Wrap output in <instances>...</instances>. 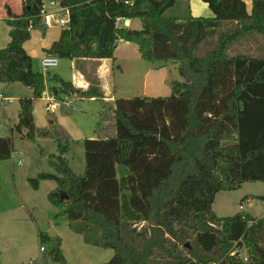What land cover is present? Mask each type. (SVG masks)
Returning <instances> with one entry per match:
<instances>
[{"label":"trees","instance_id":"16d2710c","mask_svg":"<svg viewBox=\"0 0 264 264\" xmlns=\"http://www.w3.org/2000/svg\"><path fill=\"white\" fill-rule=\"evenodd\" d=\"M203 1L213 15H166L177 0H60L72 17L92 7L101 34L76 16L46 54L70 58L85 73L83 59L113 52L123 39L137 44L154 67L177 63L182 78L172 81L169 96L114 101L105 99L100 80L89 74L86 89L72 86L68 96L102 103L98 136L83 139V175L65 157L69 135L57 119L49 115L42 129L35 124L33 100L42 97L45 77L34 70L24 43L34 28L45 27L44 1L23 0L19 13L5 5L10 40L0 48V82H20L33 89V97L20 100L18 122L10 135L0 136V160L14 152V130L27 139L56 140L58 154L50 161L55 172L29 182L38 189L42 180L56 181L48 199L62 208L73 230L114 250L103 264H264V217L219 216L213 208L220 191L264 182V54H253L260 45L249 44L264 40V0H254L251 13L244 0ZM119 18H140L142 28L117 27ZM101 28L108 30L105 44ZM60 90L53 87L54 96ZM219 160L237 166L219 168ZM257 198L264 201V194ZM39 243L47 260L67 264L61 237L40 231Z\"/></svg>","mask_w":264,"mask_h":264},{"label":"rangeland","instance_id":"374dc122","mask_svg":"<svg viewBox=\"0 0 264 264\" xmlns=\"http://www.w3.org/2000/svg\"><path fill=\"white\" fill-rule=\"evenodd\" d=\"M15 1L11 0V2ZM51 1H55L56 4H52ZM59 3L60 0H44V12H48L47 15H49V12L54 11L53 9L59 10ZM67 13L62 11L59 16V18L65 16L67 19L64 25L59 24L56 28H34L30 39L26 41V46L33 58L34 70L45 77V90L42 97L33 100L36 127L39 129L47 127L49 115L57 119L69 135L70 148L65 157L77 175H83L86 168L83 139L98 136L95 129L102 103L95 98L81 99L74 95L68 96L61 90L57 98L53 96L52 89L62 86L63 82H71L72 86L86 89L90 83L88 74L100 80L99 85L102 87L100 61L90 59L92 64L87 67L86 74L83 73V75L76 70L70 58H58V64L48 70L41 65V60L45 57L44 48L58 40L62 28L75 25L76 16L79 23L83 20L82 16H78L79 13L73 17L72 15L69 17ZM131 21L135 28H142L140 18H132ZM77 27L79 33H82L80 26ZM108 30L110 32L109 27ZM108 30L104 28L102 32L103 28H101V32L104 33L103 42L102 40L101 42L104 44L107 42L104 39L108 38ZM8 42L9 24L7 20L0 19V48L6 47ZM133 45L120 42L117 47L118 52H114L120 57L116 61L109 50H106L102 56V59L106 58L108 62H112L108 71L109 74L112 73L108 74L110 78L106 82L114 91V96L171 95L172 81L182 79L178 64L171 61L164 66L154 67L149 61L141 58L137 51L132 55ZM254 48L252 51L247 47L238 49L249 50L253 54H264V43ZM56 76L60 79H55ZM84 81L87 86L80 85V83L84 84ZM26 97H33L31 87L20 82H0V136L11 134V128L18 122L20 100ZM12 134L14 152L9 159L0 160V224L10 222L15 228L10 230L8 235L10 238L6 243L0 241L2 264H27L32 260L37 261V264H45L46 261L49 264H59L47 260L46 251L40 249V231L61 237V247L67 264H103L111 259L114 254L113 249L87 242L83 233L73 230L69 217L61 214L62 208L49 201V192L57 186L55 180H42L38 189H34L29 182V178L37 177L42 172H55L50 161L54 155L58 154L56 140L38 136L35 139H27L16 130ZM262 194H264V182H245L237 190L220 191L216 196L214 209L222 216L232 215L239 210L240 202H242L245 208L244 213L264 217V201L257 198ZM79 223L81 225L82 222ZM240 252L245 258L246 250L243 249Z\"/></svg>","mask_w":264,"mask_h":264},{"label":"crops","instance_id":"0c3cea01","mask_svg":"<svg viewBox=\"0 0 264 264\" xmlns=\"http://www.w3.org/2000/svg\"><path fill=\"white\" fill-rule=\"evenodd\" d=\"M244 1L246 3L247 11L249 13H251L254 0H244ZM6 4H9L11 6V8L13 9V11H15L17 13L22 11L23 0H16L15 2H11V0H0V19H5L6 20V8H5ZM95 7H98V6H95ZM88 9L90 11H88ZM53 10L54 11H51L49 15L44 16L45 17V27L44 28H56L60 24L59 23L60 18H63V17L65 18V16H61L59 18V16L62 13V11H66V10H60V9L59 10L53 9ZM66 12H68L67 15H69V17H71L72 14H70L69 10L66 11ZM78 13L80 14V16L83 17V19L85 20L86 24L89 26V27H86V28H90L91 27V28H93V30H95V32L98 31V33H99L98 25L102 24V21H99L98 17L95 16V11L92 9V7L80 10ZM167 13H169V14H167ZM166 15H168V16H178V17L184 18V17H187L189 15L190 16H211V15H213V12L211 11L209 5L206 2H204L203 0H177V3L175 4V6H173L172 8H170V9H168L166 11ZM69 17H67V18H69ZM131 19L132 18H119L117 20V22H116V25H117V27L127 28V29H129V31L134 30V29H138V28H135L134 26H132L133 23H132ZM9 30H10V27H9ZM99 34H101V33H99ZM9 40H10V37H9ZM258 41L259 42H256L253 39V40L249 41V44L250 45H253V44L260 45L261 43H264V40L261 41L260 37H259ZM120 42H124L127 45L134 44L133 45V49H132L133 50L132 51V55H134V52H136V51L140 54L137 44H135L133 42L126 41V40H123V39H120L117 42V45H116L115 49L112 52V56H113V59H115V61L120 59L119 54L118 55L114 54V52L115 53L118 52L117 51V47L119 46ZM26 43L27 42L24 43V47L27 50ZM49 47H47V48H49ZM45 49L46 48H44V51H45ZM27 52H28V50H27ZM45 55H46V52H45ZM140 57H141V54H140ZM96 59H98L100 61V63H99V71H100V79H101V82H102V85H101L102 87L101 88H102V90H103V92L105 94V99L110 100V101H114V99L116 98V96H114V91L110 88L111 86H109L108 83L106 82L110 78L108 76L112 73L111 71H110L111 72L110 74L108 72L110 67H111L110 65H112V62L111 61L108 62V60L106 58H103L104 59L103 60L102 57L96 58ZM85 60L89 61L90 59H88V58L87 59H83L84 67H85V70L87 71V67H89L92 64V62L89 61L90 62V64H89V62L87 63ZM101 61H103V62H101ZM73 64H74V61H73ZM77 71L80 74L83 75V73L81 71H79V70H77ZM72 84H71V87H72ZM85 84L87 86L86 81H84V84L80 83L81 86H84ZM71 87H70V89H71ZM106 87H109V89H106ZM63 91L65 93L67 92L65 90H63ZM53 96H54V94H53ZM54 97H57V96H54ZM215 203H216V197H215V201H214V204H213V208H214ZM241 203L242 202H240V204ZM249 204H250V202H249ZM5 209H3V210L5 211ZM244 209H241L240 205H239V210L236 211L234 214H236L238 212H244ZM215 212L219 216H222L216 210H215ZM234 214H232V215H234ZM14 228H15L14 224H12L10 222H5L3 224H0V241H4L6 243L7 240L10 238L8 236V235H10L9 234L10 230L14 229ZM0 248H1V246H0ZM1 254H2V252L0 251V255ZM0 260H1V256H0ZM1 264H2V260H1Z\"/></svg>","mask_w":264,"mask_h":264},{"label":"built area","instance_id":"2783aa9c","mask_svg":"<svg viewBox=\"0 0 264 264\" xmlns=\"http://www.w3.org/2000/svg\"><path fill=\"white\" fill-rule=\"evenodd\" d=\"M52 4H56L55 1H51ZM60 4V3H59ZM60 10H66L68 11V9L66 7H63L60 4ZM50 13V12H49ZM48 14V12H44V16H46ZM59 23L61 25H64L67 23V19L66 18H60ZM58 64V57L55 55H51V54H46L45 57L41 60V65L45 70H48L50 67L56 66ZM240 208L244 209V205L243 203L240 204ZM40 249L42 251H45L46 248L45 246H41ZM27 264H37V261H29Z\"/></svg>","mask_w":264,"mask_h":264},{"label":"water","instance_id":"95a60500","mask_svg":"<svg viewBox=\"0 0 264 264\" xmlns=\"http://www.w3.org/2000/svg\"><path fill=\"white\" fill-rule=\"evenodd\" d=\"M71 82H63L62 88L65 91H69L70 87H71ZM217 166L219 168H224V169H234L237 166L236 162H228L225 160H219ZM65 196V195H63ZM186 245H189L188 243ZM54 246L53 242H48V247L52 248Z\"/></svg>","mask_w":264,"mask_h":264}]
</instances>
